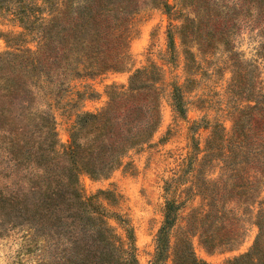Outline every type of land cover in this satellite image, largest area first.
Instances as JSON below:
<instances>
[{"label": "trees", "instance_id": "obj_1", "mask_svg": "<svg viewBox=\"0 0 264 264\" xmlns=\"http://www.w3.org/2000/svg\"><path fill=\"white\" fill-rule=\"evenodd\" d=\"M152 10L180 22L169 24V49L174 50L176 32L188 64L195 63L191 47L198 46L228 54L237 67L234 39L244 32L259 38L256 55L264 63V0H176L174 5L168 0H0V17L13 27L3 35L6 50L0 53V238L26 228L11 264L36 253V264H140L133 227L115 209L118 196L103 190L86 196L81 179L108 178L131 151L150 143L162 123L160 70L137 69L127 86H108L107 104L80 113L66 145L59 142L55 112L73 82L129 66L139 17ZM237 75L246 74L238 70ZM243 83L242 90L251 93L252 85ZM171 101L178 117L186 119L181 86H172ZM243 102L233 108L230 133L218 120L189 127V162L173 188L194 162L200 175L221 164L222 177L201 182L202 191L193 195L201 206L188 216L182 211L188 198L178 201L169 194L151 264H208L193 250L197 235L208 253L234 245L236 217L227 207L238 195L229 191H245L251 215L259 205L254 251L264 238V198L258 200L264 191V85ZM202 125L211 130L204 148L195 138ZM251 256L252 251L226 264Z\"/></svg>", "mask_w": 264, "mask_h": 264}, {"label": "rangeland", "instance_id": "obj_2", "mask_svg": "<svg viewBox=\"0 0 264 264\" xmlns=\"http://www.w3.org/2000/svg\"><path fill=\"white\" fill-rule=\"evenodd\" d=\"M176 4V0H168ZM179 25L178 20L171 21L162 10L147 11L140 15L137 35L130 43L129 66L119 73H108L95 79H81L72 83L71 90L64 96L55 112L57 133L60 144L66 145L69 133L77 116L83 112H95L108 102L107 87L110 85L127 86L129 78L137 69L156 66L161 73L162 123L149 144L131 151L124 159L123 165L106 179L92 180L82 177L81 182L86 196H93L99 191H112L118 197L116 211L126 217L133 227L140 264H151L155 254L156 235L164 219V208L170 193L178 201L188 198L183 216H188L192 208L201 206V199L194 200V194L201 190L200 184L205 179L219 180L222 177V165L208 167L203 175L197 173L195 162L184 180L173 188L174 180L188 164L191 152V134L189 127L193 122L220 121L230 133L237 111L238 103L246 105L245 98L254 99L264 85V63L256 55L258 39L255 33L239 34L235 41V51L240 64L235 67L228 60V54L210 49L199 51L198 46L191 47L195 63H189L179 35H174V50L169 49V24ZM13 27L0 17V53L6 50L3 35ZM252 38V39H250ZM211 52V53H210ZM243 71L244 79L237 75ZM251 87L252 92L242 90ZM182 87L186 101L187 118L181 119L172 107V86ZM202 125L195 134L201 147L211 134L210 129ZM202 156V155H201ZM200 156V157H201ZM228 176L232 172L226 173ZM187 179V180H186ZM167 185L171 188L169 191ZM172 186V187H170ZM167 189V190H166ZM208 191L213 189L208 184ZM264 198V191H261ZM234 201L228 203L231 217H236L234 229L239 240L230 247L216 253H208L200 242L199 235L192 239L195 255L208 264H226L228 261L249 253V260L240 264H264V238L254 251L259 235L253 225L259 212V205L253 206V214L248 210V202L242 196L245 191H229ZM260 193V191H255ZM105 206L107 203L104 202ZM187 218V217H186ZM186 218L180 219L177 227L186 224ZM233 223V222H232ZM24 227H17L6 237L0 238V264H11L20 250L25 233ZM40 254L23 255L22 264H36ZM168 264H172L169 262Z\"/></svg>", "mask_w": 264, "mask_h": 264}]
</instances>
